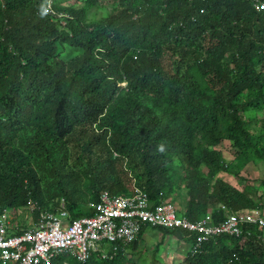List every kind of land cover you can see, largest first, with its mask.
Returning <instances> with one entry per match:
<instances>
[{
	"label": "trees",
	"instance_id": "trees-1",
	"mask_svg": "<svg viewBox=\"0 0 264 264\" xmlns=\"http://www.w3.org/2000/svg\"><path fill=\"white\" fill-rule=\"evenodd\" d=\"M49 1L0 0L1 206L63 198L80 217L100 192L126 195L125 160L155 205L183 190L192 220L212 208L219 222V204L237 212L261 202L253 186L243 194L215 176L264 164V134L251 135L245 115L264 110V10L249 0H57L53 10L67 16L58 19L44 12ZM107 4L106 16L88 20ZM224 141L237 171L216 149ZM263 232L219 236L179 264H264ZM142 235L126 253L85 264H123Z\"/></svg>",
	"mask_w": 264,
	"mask_h": 264
},
{
	"label": "built area",
	"instance_id": "built-area-1",
	"mask_svg": "<svg viewBox=\"0 0 264 264\" xmlns=\"http://www.w3.org/2000/svg\"><path fill=\"white\" fill-rule=\"evenodd\" d=\"M257 10L264 9V3L251 0ZM91 218L70 220L67 212L60 217H49L35 233L9 239L5 237L9 221L0 214V264H50L59 253L84 262L89 252L100 251L101 244L108 242L113 251L119 245L134 240L139 231L148 228L179 229L195 235L192 252L200 250L202 244L219 236L238 237L248 226L264 227L263 209H252L243 213L225 212L222 221L214 222L210 214L198 221H190L176 214L169 204L153 206L143 192L131 197L110 198L103 195L96 205H91ZM224 209V208H222ZM247 235L251 233L246 231ZM102 257H106L102 253Z\"/></svg>",
	"mask_w": 264,
	"mask_h": 264
},
{
	"label": "clouds",
	"instance_id": "clouds-1",
	"mask_svg": "<svg viewBox=\"0 0 264 264\" xmlns=\"http://www.w3.org/2000/svg\"><path fill=\"white\" fill-rule=\"evenodd\" d=\"M249 1L253 5V2L251 0H249ZM58 3H59V1H57V0H51L46 5L43 3L44 12L46 13V15L49 16V14H51L52 16L57 17L59 14H56L55 13V11L53 10L52 6L53 5H56ZM258 3L260 4V3H264V2L261 1V0H258ZM254 9L257 12H260V11H263L264 10V9L263 10H257L255 7H254ZM66 17H67L66 15L60 14L57 18L58 19H63V18H66ZM61 23L64 24L63 21H61ZM120 85L124 87L125 86V83H121ZM224 142H226V141H224ZM222 143H220V145ZM219 146H216V149ZM218 151L220 152L221 157H223L222 156V152L220 150H218ZM113 156L116 159H119V157H120L116 153H114ZM121 164H122V162H121ZM224 164H225V166H227L225 161H224ZM125 165H126V160L124 161V164H123V170L128 174V178L131 180V181H129L127 183V185H129V188L127 190L126 195H124V194L112 195L108 191L100 192L97 200H95V201H89L88 203L84 204L83 208L80 210V212H82V214H84V215H82L80 217H75L74 218L72 216V214L67 210L66 202L64 201L63 198L60 199V200L55 199L54 202H53V205L50 206L49 208H44V207L38 206V205H36V203H32L31 201H29L24 206H19V207H15V208L3 207V206L0 205V214H5V216L7 217V220L9 221V224L7 225L5 237L6 238H9V239H14V238H18V237L23 236L26 239L27 236L35 233L36 230H38L44 223H46L47 221H50V219H49L50 216L51 217H54V218L55 217H58L59 218L60 217L59 214L62 211L67 212L70 220L91 218L94 215V210L91 208V205H93V204L96 205L97 203H99V201H100V199H101V197L103 195H107L110 198H115V197H131V196H134L137 193V190H139V191L143 192L144 194H146L140 188V186L137 185V183L135 182V178L133 176V173L130 170H127ZM263 194H264V186H263ZM146 196L148 197L149 203H151L153 206H156L154 203H152L150 201V198H149L148 194H146ZM56 201H57V203H56ZM176 202H178V201L175 198L174 200H171L170 199V200H167L165 202H160L157 205H160V204H169V205H171V206L174 207V210H175L176 214L186 217V215H184L185 212H184L183 205L180 204L179 202L178 203L180 205H178V204H176ZM263 206H264V198L261 199V202L260 203H258V202L255 201V205L254 206L249 207V208H246V209H242V210L237 211V212H233L231 210H228L224 205H220V204L216 207V209H217V212L223 211V218H224L225 217V214H226L225 213L226 211L228 213H234V214L236 213L237 214V213H243L245 211H249V210H252V209H260V210H262L263 209ZM222 208H224V209H222ZM212 211H213L212 208H208V210L206 211L205 215L202 218H200V219L192 220V219H189L187 217L186 218L188 220H190V221H198V220H201V219L205 218L206 215H208V214H210L212 216ZM147 229L158 230V229H161V228H148V227H145L144 226L139 231V233L137 234V236H136V238L134 240H132L131 242L127 243L126 245H119L118 248L116 249V251H113L112 248H109L110 247L109 243L105 241V242H103L101 244V250L100 251H91L90 250L89 257L84 262H80V261L76 260L75 258L71 257L68 253H62L61 252L55 258L51 259L50 264H69V260H71L73 262H76L78 264H85L93 256H95L97 258H100L101 260H107V258L108 259H113V255L116 254V252L118 251V249L120 247L124 250V253H126L127 252V250H126L127 247L126 246L128 244H131L132 242H134L139 237L141 231L144 233V231L147 230ZM162 229H164V228H162ZM255 229H262V228H259V227L257 228L256 226L244 227L243 228V234H241L238 237H242V236L251 237L254 234L253 231ZM263 229H264V227H263ZM167 230H171V229H167ZM172 230H175V229H172ZM177 230H179V229H177ZM246 231H249L251 234L250 235H247L246 234ZM191 234H193V233H191ZM225 236H228V235H225ZM230 237H234V236H230ZM238 237H236V238H238ZM258 239L264 241V237H258ZM180 242H182L184 244H187L185 241H180ZM194 243H192V242H189L188 243V246H189L188 251L191 252V254H195V253L192 252V246H193ZM102 253H105V256L106 257H102Z\"/></svg>",
	"mask_w": 264,
	"mask_h": 264
},
{
	"label": "rangeland",
	"instance_id": "rangeland-1",
	"mask_svg": "<svg viewBox=\"0 0 264 264\" xmlns=\"http://www.w3.org/2000/svg\"><path fill=\"white\" fill-rule=\"evenodd\" d=\"M60 2L70 5L75 4L74 8H79L83 4L77 0H61ZM111 7V4L94 7L88 13V20H97L106 16L110 12ZM245 115L246 121L249 124V133L251 135H263L264 127L262 126V119L264 118V110L251 109ZM217 149L222 152V158L226 162V165H233V169L231 170L237 171V167L234 166L237 160L229 144L223 142ZM176 165L178 164L176 163ZM202 172L205 173L206 169L204 168ZM76 175L74 178L77 177ZM215 179L223 181L226 185L238 191H244L253 186L255 190L253 197L255 200L256 198H264L262 185V182H264V164L260 161L248 163L243 169L238 171L237 175L230 172H219L216 174ZM182 193L183 190L176 197L180 204L183 202L182 199L184 197ZM243 194H245V191ZM88 202L89 199L87 200ZM178 202L176 204L180 205ZM142 237L141 248H138L135 252H129L123 258V264H149L153 256L158 260V264H179L183 260V254L189 249L188 244L177 241L170 235L164 236L159 230L147 229L144 231Z\"/></svg>",
	"mask_w": 264,
	"mask_h": 264
}]
</instances>
